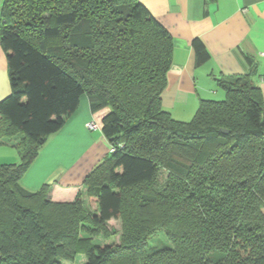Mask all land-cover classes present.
Instances as JSON below:
<instances>
[{
	"label": "trees",
	"instance_id": "16d2710c",
	"mask_svg": "<svg viewBox=\"0 0 264 264\" xmlns=\"http://www.w3.org/2000/svg\"><path fill=\"white\" fill-rule=\"evenodd\" d=\"M0 32L11 85L0 138L23 135L21 161L0 166V264H264L257 65L221 77L225 96L182 121L162 104L172 34L140 0H4ZM193 46L198 65L210 59L201 39ZM84 94L92 111L109 109L112 148L86 177L90 213L49 200V184H21ZM158 230L169 244L149 251Z\"/></svg>",
	"mask_w": 264,
	"mask_h": 264
},
{
	"label": "crops",
	"instance_id": "0c3cea01",
	"mask_svg": "<svg viewBox=\"0 0 264 264\" xmlns=\"http://www.w3.org/2000/svg\"><path fill=\"white\" fill-rule=\"evenodd\" d=\"M173 37L172 65L162 96L165 110L178 120H191L202 99L223 98L221 77L257 71L254 82L264 96V0H140ZM4 0H0L1 7ZM195 38L208 48L210 59L198 65ZM11 93L8 56L0 32V101ZM108 108L92 111L88 96L64 126L39 151L21 179L23 187L40 190L49 184L57 199L83 190L86 177L110 153L102 131ZM1 119V114H0ZM95 121L98 128L89 127ZM23 135L0 138V166L21 161Z\"/></svg>",
	"mask_w": 264,
	"mask_h": 264
},
{
	"label": "rangeland",
	"instance_id": "374dc122",
	"mask_svg": "<svg viewBox=\"0 0 264 264\" xmlns=\"http://www.w3.org/2000/svg\"><path fill=\"white\" fill-rule=\"evenodd\" d=\"M47 198L49 200H51L52 202H67V203H74L76 201H78L79 205H81V209H83V211H85L86 213H90L93 208L90 206L89 204V200H88V188L85 187L83 190L78 191L76 194H71L70 196L64 198V199H57L54 194L51 192V190L49 189V192L47 194ZM77 203V202H76ZM123 222L122 220H113L111 222L110 228H114L117 233H115V235L112 236V239L120 242V235H121V231L123 229L122 227ZM99 237H94L95 241L101 240L102 239ZM169 244V240L167 239V236L165 234V230H158L157 233L153 236H151L148 240V245H147V249L149 251L157 249L159 247H162L163 245ZM85 262V256L80 254L78 256V259L75 263H70L69 261H63L62 264H83Z\"/></svg>",
	"mask_w": 264,
	"mask_h": 264
},
{
	"label": "built area",
	"instance_id": "2783aa9c",
	"mask_svg": "<svg viewBox=\"0 0 264 264\" xmlns=\"http://www.w3.org/2000/svg\"><path fill=\"white\" fill-rule=\"evenodd\" d=\"M89 127L93 128V129H96L99 126H98V123H96L95 121H92V122L89 123ZM110 150H112V148Z\"/></svg>",
	"mask_w": 264,
	"mask_h": 264
},
{
	"label": "water",
	"instance_id": "95a60500",
	"mask_svg": "<svg viewBox=\"0 0 264 264\" xmlns=\"http://www.w3.org/2000/svg\"><path fill=\"white\" fill-rule=\"evenodd\" d=\"M222 130H223L224 132H229V130H228V129H224V128H223Z\"/></svg>",
	"mask_w": 264,
	"mask_h": 264
}]
</instances>
